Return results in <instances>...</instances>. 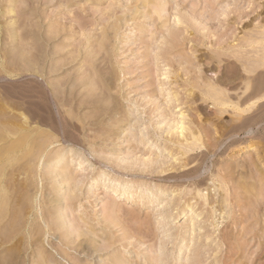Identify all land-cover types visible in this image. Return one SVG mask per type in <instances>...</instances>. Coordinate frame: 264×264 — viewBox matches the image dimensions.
<instances>
[{"label": "rangeland", "instance_id": "rangeland-1", "mask_svg": "<svg viewBox=\"0 0 264 264\" xmlns=\"http://www.w3.org/2000/svg\"><path fill=\"white\" fill-rule=\"evenodd\" d=\"M8 3L13 13L0 8V25L14 18L21 36L13 47L35 54L43 76L30 72L13 84L34 77L48 85L55 107L72 112L66 118L75 138L59 134L50 147L74 150L68 167L61 165L65 180L58 177L52 189L40 163L20 254L5 256L9 242L0 248V264H263L264 148L257 140L244 143V136L228 151L232 139L212 146L236 113L221 107L219 115L205 88L242 101V65L264 56L263 42L246 44L264 36V0H0L1 7ZM156 3L160 16L153 13ZM35 44L40 51L31 50ZM263 68L247 76V93ZM180 119L205 147L175 162L185 148L168 131ZM201 151L207 158L201 176L164 179L199 166L182 167ZM103 173L124 182L120 195L114 184L103 189ZM215 175L226 178V190ZM241 183L256 191L246 195ZM60 189L56 213L43 201ZM86 229L96 235H84Z\"/></svg>", "mask_w": 264, "mask_h": 264}, {"label": "bare ground", "instance_id": "bare-ground-1", "mask_svg": "<svg viewBox=\"0 0 264 264\" xmlns=\"http://www.w3.org/2000/svg\"><path fill=\"white\" fill-rule=\"evenodd\" d=\"M8 4L9 5L3 4L2 7L0 6V8H8L6 12L7 15L13 13L12 8L7 7L10 6V3ZM162 12H163L162 6L158 3L154 4L153 13L160 16ZM16 28L17 27L15 25V20L13 17L9 19V21L6 23L5 26L0 25V248L9 242H13L10 247L4 250L5 256H9L11 257V259L18 257L20 254L21 246L23 244L22 242L25 239V235L22 233L23 228L25 227L27 219L34 211V207H33L34 197L31 195L29 188L31 186L34 187V182L38 178L37 170L38 167L40 166V163L43 162L44 165V171L40 172L41 177L45 179V177L47 176L48 179H50L51 181L50 188L52 189V185L57 181H59L58 177L61 178L60 179L61 181H63V179L65 180V178L62 177L61 165L65 163L64 166L68 167L69 163L73 160L72 154L74 150L65 149V148L50 149V147L55 143L59 142V138H58L59 134L65 135V137H67L66 139H69L70 141H72L75 138L73 136V131H72L73 125L69 122L68 120L69 118L67 117L69 116L71 118L73 115L72 112H69L68 110H64V112L61 113L55 107V104L53 103L51 98L52 95L49 91L48 85H45L44 82H39L35 80L34 77L29 81L26 79L28 82L23 83L22 80L19 82L20 84L18 83L15 85L13 84V82L15 83L18 80H21V78L25 79V77H27L28 73L30 72L37 73L38 77L40 78L42 76L41 70L39 69L42 66L39 67L37 64L38 57L33 53L32 54L28 52L26 53L22 49L18 50L17 46L13 47V43L17 42L21 36L20 32L18 33L16 31ZM262 42L263 45L261 44ZM10 44H12V46H10L11 49H8L6 46ZM246 44L248 46L261 44V48L264 52V36H262L260 41H257L255 39H248L246 41ZM31 50L34 51L37 50L36 44ZM10 59L11 61L15 63L17 62L18 64L22 62L24 66L23 65H19L21 67L14 66L10 64L11 62L9 63ZM258 61L257 62L255 61L254 64L252 65L247 61L249 65H251L248 67L242 65L243 66L242 71L243 73L247 74L246 77L250 74H254L257 69L264 67V56L262 60H260L259 62ZM40 65L42 64L40 63ZM261 76H264V74H257V76L252 78V85L250 86L253 88L252 90L250 89L251 91H249L248 93L247 90H249L248 88H249V84H251V79L248 77L244 78V83H245L244 96L243 94L241 95L243 96V99L240 97L242 101L239 99V102H235V103H232L230 99H228L224 94V90L223 91L220 90L219 87H218L219 89L214 86H208L207 88H205L207 90L205 94L209 96L208 98H211L213 100V103L220 107L218 112L219 115L223 113L221 107H232V110L236 113L233 115L235 116V119L231 120L233 121V123L231 122L230 125L228 124V126H226L227 125L226 124L222 127L223 129L220 130L221 132L220 137H218V139H214L212 146L218 148L220 145L224 144V142L232 139L231 143L227 144L228 145L227 151H228L230 150L231 147L235 145L240 146L239 144L241 143H238L239 141L234 139L238 137L241 138V136L242 137L244 136L243 137L244 143L246 140L248 142L252 140L255 141L257 140L262 144V147L264 148V134H262L264 129V108H262L261 111L258 108L260 112L258 111V109H256L255 111H253L254 113V114L252 113L253 115L250 114L251 116L245 115L249 113L259 101H261V97L259 93H260V87L262 83H264V79L260 78ZM240 78L242 79V77ZM255 81H257V84L253 86L255 84ZM218 82L219 81H217V84ZM21 83H23V85ZM59 106L64 108V106L62 105ZM256 111H258V113ZM225 112L227 111L225 110ZM177 122L178 123L176 124V126L174 125L175 126L174 129L172 130L170 129L168 132L177 136L176 144L180 146V148H185V150L182 149L181 152L177 154V157L174 160L175 162L179 160L178 155L183 157L189 151L197 152L202 147H205V144L203 143L201 137L197 135L193 130H191L189 126H186L185 125L186 123L184 122L183 119H180V121ZM258 126H260V128L256 130ZM172 136L173 135H171V137ZM178 137L180 139H178ZM235 148L237 149V147ZM246 153L247 152L243 151V149H238L237 151V154L240 156ZM258 153L259 152H255L254 154L258 155ZM251 157L252 156H250V158ZM187 159H188V163L182 165L183 168L193 162L194 163L200 162V164L199 166L192 165L193 168L188 169V171L183 172L182 174L176 176L169 175L164 179L166 180L174 179L175 181L194 180L197 177L201 176L200 169H202L207 159L206 154L202 152L199 155L195 154V156H188ZM260 160L264 161V156L261 157ZM160 172L162 174L163 172H165V170L162 169L160 170ZM100 176L103 179V185H102L103 189H106L108 184H114L118 186V188L116 189L117 194L115 192L114 196L120 195L118 191H124L123 188L125 185L124 182H119L118 179H115L110 174L103 173L100 174ZM215 176H216V180L219 181L220 188H222V186L225 185L226 183V178L223 176L221 177L219 175H215ZM260 180L264 182V177L263 178L260 177ZM241 184L242 185L240 187L242 188V191L246 193V195L252 194L253 192L256 191L255 186L253 184L250 185L245 183H241ZM260 187L262 186L260 185ZM61 191L62 190L60 189L56 193H49L47 198L46 199L44 198L43 202L45 205L43 206H47V204H50L52 208L55 210V212L59 213L61 209L57 210V205L55 204L59 202L56 197L59 195L61 196L62 193H59ZM199 191L197 192L196 196L199 197L200 199L203 197H201L202 195L199 194ZM66 194L67 193L65 192V195ZM132 197L133 194H130L128 198L130 199ZM204 200L205 199H203V201ZM221 203L224 204L225 207H227L226 198L223 199ZM54 215L55 214L53 212L47 214V216H49V219L51 220L52 225L56 226L57 224L56 222H54L55 221ZM46 219L48 220L47 217ZM6 220L7 222H5L6 223L5 225L7 226L8 224L7 226L8 228L7 230L4 231L3 229H6V227L1 228V226L4 224V221ZM94 233L96 232L86 229L84 235L86 236L87 234L88 236L96 235ZM98 236L99 235H97V237ZM89 238L93 239V237H89ZM94 242L96 243L95 240Z\"/></svg>", "mask_w": 264, "mask_h": 264}, {"label": "snow or ice", "instance_id": "snow-or-ice-1", "mask_svg": "<svg viewBox=\"0 0 264 264\" xmlns=\"http://www.w3.org/2000/svg\"><path fill=\"white\" fill-rule=\"evenodd\" d=\"M260 97H261V101H264V83H262L261 87H260Z\"/></svg>", "mask_w": 264, "mask_h": 264}]
</instances>
